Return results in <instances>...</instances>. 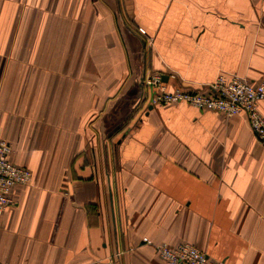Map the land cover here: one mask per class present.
Here are the masks:
<instances>
[{"label":"crops","instance_id":"0c3cea01","mask_svg":"<svg viewBox=\"0 0 264 264\" xmlns=\"http://www.w3.org/2000/svg\"><path fill=\"white\" fill-rule=\"evenodd\" d=\"M153 74L264 81V0H0V136L32 175L1 263L165 264L154 246L187 243L264 264V148L243 116L150 106Z\"/></svg>","mask_w":264,"mask_h":264},{"label":"built area","instance_id":"2783aa9c","mask_svg":"<svg viewBox=\"0 0 264 264\" xmlns=\"http://www.w3.org/2000/svg\"><path fill=\"white\" fill-rule=\"evenodd\" d=\"M145 87L146 102L153 107L188 105L200 112H216L227 118L243 116L256 143L264 148V117L258 110L259 102L264 100V81L252 83L236 74H220L210 85L192 90L169 88L160 74H153L145 81ZM10 154L11 145L0 136V215L14 204L13 189L29 185L32 179L29 169L14 164ZM154 250L165 264H222L187 243L175 246L163 243L154 246Z\"/></svg>","mask_w":264,"mask_h":264},{"label":"rangeland","instance_id":"374dc122","mask_svg":"<svg viewBox=\"0 0 264 264\" xmlns=\"http://www.w3.org/2000/svg\"><path fill=\"white\" fill-rule=\"evenodd\" d=\"M120 128H122V127H120Z\"/></svg>","mask_w":264,"mask_h":264}]
</instances>
